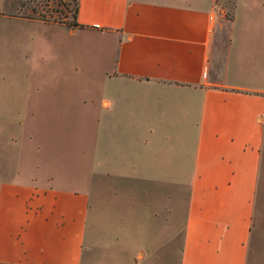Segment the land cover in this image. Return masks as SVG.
Instances as JSON below:
<instances>
[{"label": "crops", "instance_id": "obj_1", "mask_svg": "<svg viewBox=\"0 0 264 264\" xmlns=\"http://www.w3.org/2000/svg\"><path fill=\"white\" fill-rule=\"evenodd\" d=\"M1 6L43 58L54 31L92 52L106 86L76 170L0 167V264H264V0L230 17L224 0H77L73 25Z\"/></svg>", "mask_w": 264, "mask_h": 264}, {"label": "rangeland", "instance_id": "obj_2", "mask_svg": "<svg viewBox=\"0 0 264 264\" xmlns=\"http://www.w3.org/2000/svg\"><path fill=\"white\" fill-rule=\"evenodd\" d=\"M74 2L6 0V14L73 25ZM224 3L230 17L233 0ZM34 30L0 18V167L76 170L78 152L94 149V99L106 85L92 52L68 55L54 31L43 58Z\"/></svg>", "mask_w": 264, "mask_h": 264}, {"label": "trees", "instance_id": "obj_3", "mask_svg": "<svg viewBox=\"0 0 264 264\" xmlns=\"http://www.w3.org/2000/svg\"><path fill=\"white\" fill-rule=\"evenodd\" d=\"M76 4H77V0H75V2H74V12H73V17H75V15H76Z\"/></svg>", "mask_w": 264, "mask_h": 264}]
</instances>
